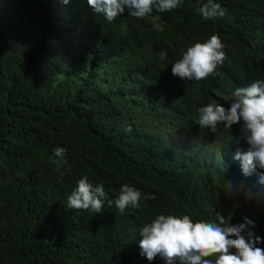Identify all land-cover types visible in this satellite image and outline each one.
Returning <instances> with one entry per match:
<instances>
[{
    "label": "trees",
    "instance_id": "trees-1",
    "mask_svg": "<svg viewBox=\"0 0 264 264\" xmlns=\"http://www.w3.org/2000/svg\"><path fill=\"white\" fill-rule=\"evenodd\" d=\"M215 2L224 17L204 20L195 9L207 0L154 10L157 32L151 16L108 22L87 0H0V264H165L139 246L161 214L251 220L264 240V170L245 177L235 159L249 148L243 119L215 133L198 124L200 108L230 109L235 88L264 81V0ZM212 35L225 53L216 74L174 76ZM58 147L70 171L57 170ZM84 176L113 200L102 213L68 207ZM124 184L142 198L121 213Z\"/></svg>",
    "mask_w": 264,
    "mask_h": 264
},
{
    "label": "clouds",
    "instance_id": "clouds-1",
    "mask_svg": "<svg viewBox=\"0 0 264 264\" xmlns=\"http://www.w3.org/2000/svg\"><path fill=\"white\" fill-rule=\"evenodd\" d=\"M64 4L70 0H62ZM96 16H103L108 22L114 21L125 13L133 18L151 16L153 28L163 32L164 28L159 15L152 16L153 11L168 12L181 6L182 0H87ZM204 20L222 18L225 11L220 3L207 0L197 7ZM223 44L217 35H212L206 42H197L187 48L182 58L172 66V73L184 81H202L214 76L218 66L225 60ZM161 61L167 58V52L157 54ZM234 99L230 109L220 104H208L199 109L198 124L210 129L213 133L217 126L223 124L227 129L244 122L243 139L249 145L246 152L238 150L235 159L241 161L245 177L251 176L256 169L264 170V81H256L246 87H237L232 93ZM234 139V138H233ZM233 141V140H232ZM239 143V141H235ZM198 149H194L196 151ZM66 150L58 147L54 151L57 170L70 171ZM221 155L216 153V160ZM63 174V173H61ZM258 183L264 185V176ZM142 194L128 184L122 185L115 206L123 213L127 208H139ZM145 199H155L154 196ZM105 202L109 207L113 200L108 198L104 185H93L84 176L77 182V187L68 196V207L76 210H91L102 213ZM249 226L251 220L244 224L229 225V222L217 214L216 221L193 222L189 215H158L140 230L139 246L141 255L149 261L160 257L165 264H264V243L255 235ZM235 237V238H233ZM235 250V252H233Z\"/></svg>",
    "mask_w": 264,
    "mask_h": 264
}]
</instances>
